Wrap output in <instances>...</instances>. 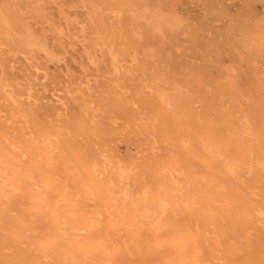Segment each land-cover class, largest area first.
Returning <instances> with one entry per match:
<instances>
[{"label":"rangeland","instance_id":"374dc122","mask_svg":"<svg viewBox=\"0 0 264 264\" xmlns=\"http://www.w3.org/2000/svg\"><path fill=\"white\" fill-rule=\"evenodd\" d=\"M116 95L124 100L113 106L108 101ZM137 95L156 105L166 100L174 129L159 149L145 142L143 111L134 117ZM0 111V153L44 176L50 204L73 203L72 218L83 213L84 227L97 221L94 232L70 227L69 235L95 239L108 228L109 243L117 238L121 213L110 217L100 206L108 204L110 188L97 185L92 195L80 183L94 177V163L104 168L107 155L115 180L119 161L135 167L139 206L158 208L161 198L180 203L166 214L159 249L145 252L146 259L264 264V219L257 217L264 203V0H0ZM32 130L47 131L55 147L33 141ZM142 184L151 191L148 204ZM68 192L74 198L60 200ZM128 218L121 228L146 232L152 249L149 225L135 224L133 213ZM30 237L17 250L29 247ZM10 247L0 244V256L12 255ZM124 249L118 264L134 261ZM160 251L168 257L162 263Z\"/></svg>","mask_w":264,"mask_h":264},{"label":"bare ground","instance_id":"6f19581e","mask_svg":"<svg viewBox=\"0 0 264 264\" xmlns=\"http://www.w3.org/2000/svg\"><path fill=\"white\" fill-rule=\"evenodd\" d=\"M114 69L118 70V66L116 64H115ZM147 87H149V86H147ZM52 93H54V92H52ZM134 94H136V93H134ZM9 95H10V99L15 100V101L17 100V97L13 91H10ZM119 95L118 96L116 95L117 98L114 97L115 100L112 99V101L111 102L108 101V103H110L114 106L115 104H113V103L117 104V102L124 100V98H121V96H119ZM102 97L103 96H101V101H102ZM128 98H131V96ZM93 99H95V97H93ZM131 99L134 100L133 102L131 101V104L132 103L136 104L137 110L139 109V112L135 111L134 117H136L138 113H142V111L145 115V118H144L145 122L143 124H146V126L149 129V133H147V134H149V137H148V135H146L148 138L146 139L145 142L147 144H149V146H152L153 149H156V148L159 149L158 146H160L161 142L164 141L165 134L168 132L172 133V131L174 129V127L171 125V123L168 122V121H170L169 118L171 115L169 116L170 111L165 108L166 100L164 98H160L159 99V101H160L159 105H156L154 103L153 99H151V98L149 99V98H146L145 96L143 97L141 95H139V96L137 95L135 97V99H133V98H131ZM86 105H88V104L86 103ZM112 107H111V109H113ZM133 107H132V109L131 108L130 109L134 110ZM142 107H143V109H141ZM99 108L101 109V106ZM162 108H165L166 112L162 113L161 112ZM127 110H129V108ZM135 110H136V108H135ZM120 111H121V109H120ZM0 113H1V111H0ZM114 113H115V111H114ZM123 113L125 114V111ZM119 114L121 115L122 113L119 112ZM139 116H140V114H138V118H139ZM11 117H14V115H12ZM142 117H144V116H142ZM113 121H114V119H113ZM135 121H137V120H135ZM140 123H141V121H140ZM141 126H143V125H141ZM146 126L144 125L143 127H146ZM177 127H179V126H177ZM144 130H145V128H144ZM146 131H147V128H146ZM146 131H145V133H146ZM174 133H175L174 135H178V134H176V132H174ZM28 135L33 137V139H34L33 141H35L38 144L39 143L42 144L44 146V148L47 150H51L52 148L55 147L54 140H53V138H51L50 134L47 131H42L41 135L38 136L36 131L32 130L30 132V134H28ZM189 141H190V139H189ZM12 144L14 145V143H12ZM15 145L13 146L14 148H15ZM172 145L175 146V144H172ZM20 147L21 146H19V148ZM36 147H38V146L36 145ZM7 148H8V146H7ZM40 149H41V146H40ZM1 150L2 149H0V151ZM3 151H4V149H3ZM13 151H14V149L12 151L10 150V152H13ZM10 155H13V154H10ZM16 156H18V155L16 154ZM24 157H26V156H24ZM36 157H37V155H36ZM104 157H105L104 168L100 169L96 166V163H94V169H93V176L94 177L92 179L88 178V177L84 178L83 180H81L82 182H80V183H82V185L85 187V189H89L91 191L90 194H92V195H94L98 191L99 186H97V185L103 184V186L106 185L107 188L108 187L110 188L111 194L109 195L110 197H109V200L107 201L108 204L102 203L103 206L102 205H100V206L105 207L104 209H106V208L108 209L109 214H111L110 217H114L113 214H115V213H117V214L121 213L122 221H123L122 223L116 222V225H118V226H116V229L118 231L117 230L116 231L118 233L119 232L120 233L118 234L116 232V235H117L116 240L113 242H110V243H109V236L107 233L108 232L107 226H106L107 232L106 231H105V233L103 232L104 233L103 235H101L99 238L96 237L95 239H92L90 237L91 235H93V233H90L91 235L89 237L81 236V235H79L80 233L77 234L78 232L76 234L73 233V234L69 235V233L67 231H68V228H70V227L73 230L75 229L74 231H76V230L81 231V233L82 232L84 233V231H85V233H87L89 231L94 232L95 231L94 230L95 225H96L97 221L93 220L91 222V224H89L88 227L87 226L84 227V225H86V224H83L84 221L81 222L78 220L81 217V215H83V213H82V212H84L83 209H80V211L82 210L81 215L80 214L77 215V213H75L79 217H77L78 219L76 218L77 220H74L72 218L74 212L72 211L73 208H71V207H73L71 205H74L73 203H71V205H70L71 207H70V206H67L66 204H63L62 202H61L62 204L57 202L58 204H61V206L58 207V205L53 204L57 200L56 199L53 201L52 204H50L48 202L47 197H48V193H51L50 189L52 186H50L48 184L49 186L45 187V185L43 184L44 176H42V177L36 176V174H35L36 172L34 169L33 170L35 173L32 172L33 174H28L27 171H23V167L20 165L21 163H16L14 161L15 158L13 159V157L8 156V154L6 155V153L5 154L0 153V244L1 245L3 244L6 247L11 246L9 249H12L11 252L14 251V252H12V255H8V254L6 255L5 254L6 256H0V264H8L9 262L10 263L12 262V264H61V262H60L61 259H62V261L65 260V262H66L65 264H73L74 262L76 264H118V263H120L121 259L119 258L120 256L118 257V255H120V254H117V251L119 252V250L123 247H125V249H126V255L127 256L130 255L131 257L133 256V259H134V261H132L129 258L125 259V260H127V262L124 261V264H156V262L153 261L152 259L151 260L146 259L147 257H146V255H145L146 258L144 257V253L148 252V251H149L148 253H151V252L153 253L156 249H159L158 247L160 245L157 242L156 238L158 236H161V234L164 230V228H163L164 227V218H165L167 213L176 210V208L178 206H180V203L172 204L168 199L161 198L159 201L160 205L158 208H152L148 205L139 206L138 204L141 202L137 200L136 192H135V189L137 188L138 184H137V180L133 176L135 173V171H134L135 167L127 165V163L125 164V163L119 161L118 166H117L119 173H118V177L115 180L113 177V175H114L113 167L110 166L111 160H110L109 156H107V155H105ZM173 157H172V159H174ZM39 158H40V156H39ZM175 160H177V158ZM44 162H45V160H44ZM48 163H50V162L47 161V164ZM36 166H38V165H36ZM109 167L111 168V170ZM38 168H40V167H38ZM229 168L231 169V167H229ZM31 169H32V167H31ZM168 170L169 169H162L163 172H167ZM40 171H41V169H40ZM174 172H177L178 174H182L181 172L177 171L176 169H172L171 171L169 170L168 174H171ZM174 177H175V175H174ZM106 178H107V180H105ZM175 184L181 185L182 180L175 177ZM79 186H80V184H79ZM79 186H78V188H79ZM11 187H14V189L17 191L21 190L22 193L19 192V194H22V196L17 197L18 192H15L14 190H12ZM68 187H70V186H68ZM36 189H39V190H36ZM68 189H69V191L71 190L70 188H68ZM72 189H74V188H72ZM142 191H143L142 196H143L144 202L146 204H148L147 201L149 200V196L151 195L149 185L142 184ZM60 194L59 195L56 194L58 197L57 196H55V197L59 198ZM69 194L70 193L68 192V194H65L64 197L62 194V197L60 200H64V202L65 201H68V202L71 201V199H73L74 197L72 198L71 195H69ZM76 194H78V193H76ZM82 198H83V196H82ZM188 201L189 200L185 201L186 204L188 203ZM131 203L136 204L135 209H133V206H131V205L129 206V204H131ZM101 207H94V208L91 207L94 210L91 211V209H90V212L101 214V211H103V209ZM141 207H143V208H141ZM28 211H32L29 214H30V217H31V214H33L34 215V216L32 215L33 218H30L27 216ZM14 212L16 214H14ZM131 213H133V216L135 218V224L141 220V223H143L144 225H149L150 228H147V229L150 230V233H153V237H155L154 238L155 244L153 245L152 249H151V246L148 245L149 242L151 244V241L149 239V235L146 232H142V231L137 232L138 229H137V231H135L133 229H129L127 231L126 227L121 228L122 226H124L126 221H129L128 217ZM257 217L259 220H262V221L264 219V203H262V202L257 207ZM110 226H112V225H110ZM106 228H104V230H106ZM29 229H32L34 232L26 234V232H29L28 231ZM121 229L123 231H121ZM39 231L41 234L39 233ZM48 231H51V232H48ZM36 232L38 233V235L40 234L38 237H36L37 236V234H35ZM33 235H35V239L32 238ZM28 236L29 237L31 236L29 238V241H30L29 245L30 246L26 247V249L27 248L28 249L26 250V249L21 248L20 250H17L18 247H21L23 244H25L22 241H24V239L28 238ZM37 238L40 239V241H41L40 243H38L39 239L37 240ZM24 242H26V240ZM20 243H23V244H20ZM167 244H169V243H167ZM2 247L3 246H1V248ZM96 247H101L103 249V250H101L102 253L100 252L98 255H96L95 254ZM167 247L168 246H166V249H168ZM5 249H7V248H5ZM125 249H124V251H125ZM166 249H165V251H166ZM172 249H174V248H172ZM114 251H116V253ZM120 251H122V250H120ZM7 252H8V250H7ZM9 252H10V250H9ZM2 253H4V251ZM0 254H1V252H0ZM172 254L175 255V253H172ZM164 257H167L166 253L163 251H160L159 255L156 256V260L160 259L159 261H161V263H162V261L164 260ZM51 259H53L54 261H50ZM55 259L60 260V261L59 262L55 261ZM122 259H124V258H122ZM173 259H175V258H173ZM154 260H155V257H154ZM62 264H63V262H62Z\"/></svg>","mask_w":264,"mask_h":264}]
</instances>
